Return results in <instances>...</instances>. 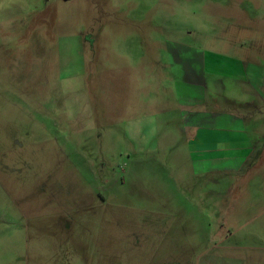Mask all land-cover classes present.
<instances>
[{
    "label": "rangeland",
    "instance_id": "1",
    "mask_svg": "<svg viewBox=\"0 0 264 264\" xmlns=\"http://www.w3.org/2000/svg\"><path fill=\"white\" fill-rule=\"evenodd\" d=\"M244 71L264 0H0V264H264V144L217 160L183 121Z\"/></svg>",
    "mask_w": 264,
    "mask_h": 264
},
{
    "label": "crops",
    "instance_id": "2",
    "mask_svg": "<svg viewBox=\"0 0 264 264\" xmlns=\"http://www.w3.org/2000/svg\"><path fill=\"white\" fill-rule=\"evenodd\" d=\"M245 72V71H244ZM183 85L197 86L200 78L182 75ZM244 93L243 99L237 101V107L232 110H196L188 118L183 116L184 124L194 130L193 142L197 151L209 154L215 159L227 158L229 163L236 164L241 156L252 158L257 156L261 145L264 144V97L260 95L264 88H256L247 72L241 73ZM181 79V76H179ZM193 78V79H190ZM185 90H187L184 87ZM194 97L186 99L185 104L199 107L206 105L196 93ZM187 102V103H186ZM185 109V107H184ZM185 112V110H184ZM185 114V113H184ZM183 114V115H184Z\"/></svg>",
    "mask_w": 264,
    "mask_h": 264
}]
</instances>
